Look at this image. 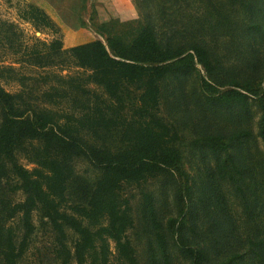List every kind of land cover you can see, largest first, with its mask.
Listing matches in <instances>:
<instances>
[{
  "label": "rangeland",
  "instance_id": "rangeland-1",
  "mask_svg": "<svg viewBox=\"0 0 264 264\" xmlns=\"http://www.w3.org/2000/svg\"><path fill=\"white\" fill-rule=\"evenodd\" d=\"M29 5L26 0H0L1 85L10 94H22L25 107L69 112L68 101L48 106L41 96L56 85V75L68 78L84 72L69 55L53 56L43 47L58 36L38 22L24 20ZM144 5L148 11L163 6L168 17L157 15L163 18L157 25L160 37L172 34L170 23L179 31L186 26L211 39L221 69L210 77L196 63L161 83V116L182 136L181 163L168 176L124 188L133 209L135 225L128 238L137 263L194 264L188 252L201 250L203 264H223L236 255L240 258L232 264H264V0H147ZM37 59L45 64H36ZM234 81L250 82L255 90L246 91ZM88 88L105 98L101 88ZM232 91L243 94L241 102L227 101ZM136 95L132 92L127 101ZM206 135L223 137L230 148L221 154L210 151L200 142ZM108 138L107 145H118V136ZM218 158L226 161L227 180L220 176ZM17 159L34 168L23 152H17ZM73 165L68 203L85 204L100 171L86 158L75 159ZM15 183V178L0 180V199H24L21 192H11ZM145 193L153 197L152 210L144 209ZM33 222L35 232L18 264H61L56 233L40 212ZM11 224L19 229L18 222ZM67 235L72 249L78 237L71 230Z\"/></svg>",
  "mask_w": 264,
  "mask_h": 264
},
{
  "label": "trees",
  "instance_id": "trees-1",
  "mask_svg": "<svg viewBox=\"0 0 264 264\" xmlns=\"http://www.w3.org/2000/svg\"><path fill=\"white\" fill-rule=\"evenodd\" d=\"M146 1L136 3L139 20L126 23L100 24L94 11L90 25L101 39L67 50L60 38L42 44L53 56L69 55L75 67L84 72L68 78L56 75V85L41 96L48 106L68 101L69 112L25 107L21 105L22 94L6 92L0 81V180L15 178L11 192L24 195L20 202L0 199V264H18L22 259L35 232L36 212L56 233L61 264H138L128 238L135 222L124 188L168 176L181 163L178 144L182 136L161 116V83L171 74L193 69L196 63L210 77L221 69L211 50V39L202 33L193 34L186 26L179 31L169 23L172 34L160 37L157 25L163 18L157 15L164 17L166 12L161 11L163 6L148 11ZM24 20L60 33L47 13L34 4L29 5ZM263 25L264 15L260 28ZM36 64L45 63L37 59ZM3 70L0 65V73ZM233 84L255 90L250 82ZM89 85L101 88L105 98ZM132 92L137 95L127 101ZM242 98V93L232 91L227 101L241 102ZM112 135L119 138L117 146L107 145ZM200 142L216 154L230 148L221 136L206 135ZM19 151L28 157L33 169L19 163ZM78 158L89 160L100 176L85 204L70 205L68 185ZM218 165L221 178L227 180L226 161L218 158ZM143 205L152 210L150 193L143 195ZM15 221L19 229L11 224ZM67 230L78 237L72 249ZM188 253L194 264L204 263L203 251ZM234 258L223 264H232Z\"/></svg>",
  "mask_w": 264,
  "mask_h": 264
},
{
  "label": "crops",
  "instance_id": "crops-1",
  "mask_svg": "<svg viewBox=\"0 0 264 264\" xmlns=\"http://www.w3.org/2000/svg\"><path fill=\"white\" fill-rule=\"evenodd\" d=\"M43 9L59 28L56 34L64 49L95 41L99 35L90 25L95 11L96 22L108 24L112 21L126 23L138 18V0H26ZM55 38L53 32L49 33Z\"/></svg>",
  "mask_w": 264,
  "mask_h": 264
}]
</instances>
